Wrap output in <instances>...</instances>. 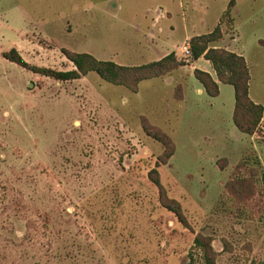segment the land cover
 Masks as SVG:
<instances>
[{"label":"rangeland","instance_id":"1","mask_svg":"<svg viewBox=\"0 0 264 264\" xmlns=\"http://www.w3.org/2000/svg\"><path fill=\"white\" fill-rule=\"evenodd\" d=\"M229 1L0 0V264H201L198 234L215 264H264V110L253 135L240 133L233 87L208 96L182 51L184 66L136 91L94 72L56 81L3 57L15 49L30 67L69 71L65 49L144 65L160 58L142 46L151 19L182 40L213 29ZM233 1L219 44L244 57L264 109V0ZM144 121L173 141L166 164ZM154 168L187 226L160 205Z\"/></svg>","mask_w":264,"mask_h":264},{"label":"trees","instance_id":"2","mask_svg":"<svg viewBox=\"0 0 264 264\" xmlns=\"http://www.w3.org/2000/svg\"><path fill=\"white\" fill-rule=\"evenodd\" d=\"M230 8L231 6L221 18L225 15L228 19L230 18ZM221 23L222 19L211 32L194 36L189 40L191 61H196L199 58L207 60L212 66L216 80L209 73L199 69L194 70V77L210 97L218 96L219 83L231 85L234 90L233 124L240 133L253 135L261 122L264 109L262 105L255 103L249 96L250 74L244 57L226 49L214 47V44L222 39ZM62 53L73 64L74 69L55 71L48 68L30 67L15 49L4 53L3 57L22 68L56 81H73L94 72L102 80L113 85L124 86L132 91H136L139 83L144 80L163 76L185 65L176 60L174 53H170L160 60L139 66L119 65L111 61L98 60L88 53H76L65 49ZM143 129L149 136L163 145L164 153L160 157V162L166 164L174 152L173 141L166 133L157 127H152L147 121L143 122ZM149 179L157 187L160 205L173 213L179 223L187 226L180 203L168 197L160 183L156 168L149 172ZM193 245L201 254V264H215L216 252L212 247L210 237L198 234L193 240ZM190 258L189 264H193L192 256Z\"/></svg>","mask_w":264,"mask_h":264},{"label":"crops","instance_id":"3","mask_svg":"<svg viewBox=\"0 0 264 264\" xmlns=\"http://www.w3.org/2000/svg\"><path fill=\"white\" fill-rule=\"evenodd\" d=\"M232 1L233 0H230L229 3H228V5H227V8L222 11L221 16H220V18L218 20L217 25L220 23V19H221L222 15L224 14V12L228 9V7L231 6V8H232L233 5L235 6L234 1L232 3L233 5H230V2H232ZM185 3H186V5L188 7L195 6L197 4V0H186ZM231 8H230V14H231ZM161 17H163V16H158L155 19H153V20L151 19L150 20V26H147L146 27V30L147 31L145 30L146 33H147L146 34L147 35V39L144 40V43L142 44L144 51H147L148 53H151V51H152V53L154 55H160V58L156 59V61L157 60H160L161 58L167 56L170 53H173V52H176V51H180L181 46L183 44L189 43V40L192 37L199 36L198 34H194V35L190 36L185 31L186 28L184 26V31L185 32H184V37H183L182 40L171 41L170 40V36H168V35L161 37V34L163 32V30L159 27V24H160V21L159 20H161ZM229 19L233 21L232 17H230ZM220 28H221L222 35L224 36L222 41H224L227 35L223 34L222 23L220 25ZM155 29H156V31H155ZM169 29L172 32L174 31V28H173L172 25L169 27ZM213 29L209 30L207 33L211 32ZM201 35H203V34H201ZM231 39H232V41H234V38H231ZM214 47L215 48H223V49H226V50L231 51V52L233 51L231 49V45L229 43H226L225 45H221L218 42V43H215L214 44ZM189 62H188L189 64L186 65V66H189L191 68L199 69V70H202L204 72H207V73H209L214 78L215 73H214V71L212 69L211 64L207 60H204L203 58H199L196 61H189ZM207 66H210L211 67L212 72H210V71L207 70ZM220 85L221 84L219 83V86Z\"/></svg>","mask_w":264,"mask_h":264},{"label":"built area","instance_id":"4","mask_svg":"<svg viewBox=\"0 0 264 264\" xmlns=\"http://www.w3.org/2000/svg\"><path fill=\"white\" fill-rule=\"evenodd\" d=\"M180 51L183 52L184 56L186 58H191V50H190V47H189V43H185L181 46V49Z\"/></svg>","mask_w":264,"mask_h":264}]
</instances>
